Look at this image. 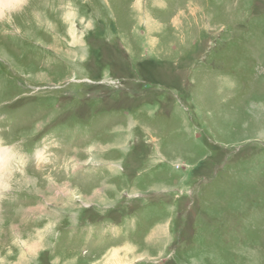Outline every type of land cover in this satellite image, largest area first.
<instances>
[{"label":"rangeland","instance_id":"374dc122","mask_svg":"<svg viewBox=\"0 0 264 264\" xmlns=\"http://www.w3.org/2000/svg\"><path fill=\"white\" fill-rule=\"evenodd\" d=\"M15 7L0 264H264V0Z\"/></svg>","mask_w":264,"mask_h":264},{"label":"bare ground","instance_id":"6f19581e","mask_svg":"<svg viewBox=\"0 0 264 264\" xmlns=\"http://www.w3.org/2000/svg\"><path fill=\"white\" fill-rule=\"evenodd\" d=\"M24 3V0H0V15L2 14H4V13H6V12H4V11H7V10H9L10 8L12 9H14V7H15V9L18 7V6H20L21 4H23ZM26 3V2H25ZM28 3V2H27ZM26 5H28V4H26ZM25 12V11H24ZM12 13H13V11H12ZM73 37V36H72ZM71 37V38H72ZM2 154H1V152H0V158H2V156H1ZM2 177H6V176H3V175H1L0 174V188L3 186V183H2V181H1V178ZM1 190V189H0ZM133 253V252H132Z\"/></svg>","mask_w":264,"mask_h":264},{"label":"flooded vegetation","instance_id":"af4514ba","mask_svg":"<svg viewBox=\"0 0 264 264\" xmlns=\"http://www.w3.org/2000/svg\"><path fill=\"white\" fill-rule=\"evenodd\" d=\"M168 264H171L170 262H168Z\"/></svg>","mask_w":264,"mask_h":264}]
</instances>
